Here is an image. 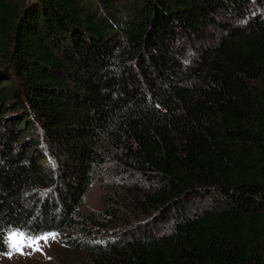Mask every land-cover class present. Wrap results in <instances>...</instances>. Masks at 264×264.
Returning a JSON list of instances; mask_svg holds the SVG:
<instances>
[{"label": "trees", "instance_id": "obj_1", "mask_svg": "<svg viewBox=\"0 0 264 264\" xmlns=\"http://www.w3.org/2000/svg\"><path fill=\"white\" fill-rule=\"evenodd\" d=\"M12 232L264 264V0H0V254Z\"/></svg>", "mask_w": 264, "mask_h": 264}, {"label": "rangeland", "instance_id": "obj_2", "mask_svg": "<svg viewBox=\"0 0 264 264\" xmlns=\"http://www.w3.org/2000/svg\"><path fill=\"white\" fill-rule=\"evenodd\" d=\"M106 182L109 186L122 184L120 176H110L108 179L106 178ZM113 194V188L105 190L100 184L95 183L85 198L84 209L103 212L108 206L110 196ZM31 240L34 239H29L26 243L31 242ZM34 247H39L41 250L36 251ZM9 253L0 254V264H84L88 257V252L84 249L65 247L57 241L56 236L54 239L49 237L47 241L38 239V244L33 247H25L23 253Z\"/></svg>", "mask_w": 264, "mask_h": 264}, {"label": "snow or ice", "instance_id": "obj_3", "mask_svg": "<svg viewBox=\"0 0 264 264\" xmlns=\"http://www.w3.org/2000/svg\"><path fill=\"white\" fill-rule=\"evenodd\" d=\"M51 238H55V234H49L48 236H43L38 239H43L47 241ZM38 239L31 240V242L26 243V241L29 240L28 237H26L23 233L18 232H12L6 239L5 244L11 249V252H21L23 253V250L25 247H33L35 244H38ZM34 250L40 251L41 249L39 247H34ZM11 252L9 254H11Z\"/></svg>", "mask_w": 264, "mask_h": 264}]
</instances>
